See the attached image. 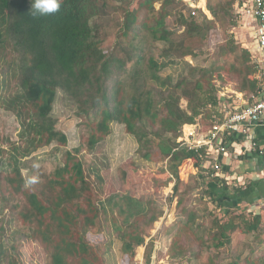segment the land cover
<instances>
[{
	"label": "trees",
	"instance_id": "obj_1",
	"mask_svg": "<svg viewBox=\"0 0 264 264\" xmlns=\"http://www.w3.org/2000/svg\"><path fill=\"white\" fill-rule=\"evenodd\" d=\"M160 1L63 0L59 12L36 18L30 11L31 0H0V63L7 66L5 74L16 64L22 91L18 99L8 96L2 104L22 120V144H10L15 162L53 143L67 146V136L56 130L51 117L59 89L78 105L88 129L80 148L65 152L63 165L51 174H36L39 179L34 185H27L23 168L16 163H11L12 169L6 173L0 170V205L8 210L9 223L18 219L24 227L11 232L15 242L11 249L16 256L18 241L29 240L41 247L46 264H104L101 250L90 243L88 234L104 232L100 204L120 194L103 198L101 171L97 170L93 179L79 154L82 149L91 153L103 143L112 134L113 122L124 125L127 134L135 138L141 158L167 163L165 172L176 181L170 201L177 197L181 208L185 204L180 188L186 168L202 172L207 163L205 149L196 152L182 147L184 127L200 123L202 132L209 131L213 119L222 117L220 90L230 82L237 81L235 91L245 94L250 103L257 96L258 71L253 55L232 35L217 49L210 67L191 68L188 77L176 82L160 75L167 66L157 57H198L201 52L197 50L212 32L220 28L228 32L236 0H208L206 10L213 19L203 10H197L196 16L185 6L183 12L178 11L177 3L182 0H162L157 9ZM109 38L114 43L105 48ZM142 41L165 46L159 52L151 47L147 57L138 46ZM8 51L14 52L17 60H10ZM124 75L132 79L131 88ZM3 153L0 148V157ZM122 176L124 180L125 173ZM226 185L207 195L227 219L213 222L207 231L197 226L199 217L193 210L182 208L186 222L179 225L171 256H191L199 264H223L224 250L236 233L252 235L264 244L263 216L255 213L256 206H240L247 191L229 190ZM147 205L146 212L136 214L117 232L121 252L130 264L136 250L146 246L162 215L152 203ZM153 248L151 241L146 247V264H150ZM205 253L208 261L202 260ZM0 264H7L1 255ZM229 264H264V253L255 259L237 254Z\"/></svg>",
	"mask_w": 264,
	"mask_h": 264
},
{
	"label": "rangeland",
	"instance_id": "obj_2",
	"mask_svg": "<svg viewBox=\"0 0 264 264\" xmlns=\"http://www.w3.org/2000/svg\"><path fill=\"white\" fill-rule=\"evenodd\" d=\"M125 1L131 2L133 0ZM175 1L179 2L178 0ZM237 1L243 5L250 0ZM161 2L162 0L157 4V9H159ZM181 2L177 3V10L183 12L185 4L183 0ZM235 12L234 6V12L230 13L232 20L234 17V22L228 32H224L221 28L212 32L209 35L210 38L203 42V47L197 50L201 52L198 57L185 59L157 57L158 62L167 66L160 75L171 77L176 82L188 77L191 68L210 67L215 62L217 49L231 35L241 48H245L246 45H255V37L250 30L251 26L247 14H240L239 18ZM173 22L174 18L170 20V25H173ZM113 43L114 39L109 38L105 43V48L110 47ZM138 46L144 50L147 57H150L151 47L159 52L165 44L157 43L154 45L152 41H142ZM8 53L11 54L10 60H17L14 52L8 51ZM15 65L8 74H5L3 71L7 66L4 61L2 64L0 63V148L4 149V153L0 157V170L4 173L12 169L11 163H16L10 149L11 142L22 144L20 141L23 128L21 126L22 120L14 112L4 109L2 105L8 96L11 99L17 98L22 92L19 86V72ZM123 79L131 88L132 79L128 75H124ZM236 83L237 81H233L221 88L220 95L222 94L228 100L225 94H230L228 92L232 90L235 91ZM19 103L21 106H25L23 109H27V104L20 100ZM182 106L186 108L187 103L183 101ZM51 117L55 121L56 130L67 136L68 144L66 147H62L53 143L49 147L37 150L29 158L18 159L16 164L23 168L26 181L28 177L35 176L40 172L47 175L54 172L63 165L65 152L78 150L88 137V129L83 125V119L79 116L78 105L70 100L63 90L59 89L57 92ZM111 127L112 134L93 152L90 153L82 149L79 154L93 179H95L96 171H101L105 180L103 198L113 193L120 194L111 201L100 204L103 212L104 232L88 234L90 243L101 250L99 253L104 264H130L129 258L124 257L121 252L122 243L117 238V232L122 231L136 214L146 212V206L149 207L147 203H152L162 215L150 232L146 246L136 250L133 264H146V247L151 241L154 242V248L158 246L156 264H199L191 256L174 258L171 256L170 249L179 225L186 222L182 208L193 210L199 217L197 226L199 225L207 231L211 229L213 222L227 219L223 210L218 208L207 195L208 191L217 188V181L214 180L216 176L206 172L210 165L205 164L206 169L202 172L191 167L186 168L182 177L184 183L180 188V193H183L185 197V204L180 208L177 206V197L170 201L174 194L173 189L176 181L172 179L169 173L165 172L167 163L147 162L141 158L138 152V143L134 137L127 134L124 125L113 122ZM183 130L186 134L191 132L186 126ZM121 172L126 175L124 180ZM164 184L167 186H163ZM254 211L257 212L256 214L261 212L258 208H254ZM10 220L8 210H3L0 205V255L3 261L7 264L10 261L15 263L20 261V264H46L42 249L35 241L19 240V255L13 254L11 246L15 242L12 240L11 232L17 229L24 230V227L18 219H13V222L9 223ZM262 234L264 235V223ZM224 253L223 264L232 262L233 257L237 254H241L242 258L255 259L264 253V244L260 243L259 238H254L252 235L243 237L236 233L233 235L232 244L224 250ZM208 257L209 254L205 253L202 260L208 261Z\"/></svg>",
	"mask_w": 264,
	"mask_h": 264
},
{
	"label": "crops",
	"instance_id": "obj_3",
	"mask_svg": "<svg viewBox=\"0 0 264 264\" xmlns=\"http://www.w3.org/2000/svg\"><path fill=\"white\" fill-rule=\"evenodd\" d=\"M207 2L208 0H202L200 2L199 10L206 11L209 18L213 19L209 10H206ZM238 2L239 1L236 0L234 5L235 8L240 4ZM246 47L251 51L254 57L257 55L258 44L256 39L255 45H246L245 48ZM228 93L230 94H225L227 95L228 100L225 98V100L223 99V102L232 108L236 106L245 108L246 104H251L250 98L243 93L233 90ZM221 104L219 112H222V117L217 119L223 120L225 117V111ZM250 137L257 143L256 150L250 149L248 138L236 135L227 140L226 148L228 154L218 153V148L209 151L207 153L206 165H210V170L208 169L206 172L208 174L211 173L212 176H216L214 180L218 182H216L217 187H224L228 184V186L231 187L229 190H232V188H238V191H241V188H243V192L247 191L248 196L241 202L240 206H242L243 209L250 205L251 207L256 206L260 209V213L264 218V116L259 125L251 129ZM260 152H263V154ZM220 178L222 181H219ZM239 182L242 184L240 185ZM217 189L218 188H216V190ZM226 202H230V200H226Z\"/></svg>",
	"mask_w": 264,
	"mask_h": 264
},
{
	"label": "built area",
	"instance_id": "obj_4",
	"mask_svg": "<svg viewBox=\"0 0 264 264\" xmlns=\"http://www.w3.org/2000/svg\"><path fill=\"white\" fill-rule=\"evenodd\" d=\"M201 1L183 0L186 9L191 11L194 16ZM237 13L238 15L247 14L251 26L250 30L258 44L257 55L255 57L253 55V61L258 71L259 88L257 96L251 104H246L245 108L239 106L232 108L224 104L222 108L225 111V117L223 120L215 119L213 127L206 133L201 132L199 125L190 126L191 132L189 134L183 133V137L180 139L182 147L188 150L199 152L206 149L208 153L218 148V153L228 154L227 140L236 135L248 138L250 149H257V143L251 139L250 132L252 128L259 125L264 116V0H250L242 8L237 6ZM220 97L222 101L225 98L223 95ZM260 153L263 154V152ZM255 213L257 212L255 211Z\"/></svg>",
	"mask_w": 264,
	"mask_h": 264
},
{
	"label": "clouds",
	"instance_id": "obj_5",
	"mask_svg": "<svg viewBox=\"0 0 264 264\" xmlns=\"http://www.w3.org/2000/svg\"><path fill=\"white\" fill-rule=\"evenodd\" d=\"M62 4H63V0H31L30 11H31L32 15L36 18L46 17V16H50V15H53V14L59 12L61 7H62ZM213 121H214V119H213ZM197 125H199L200 129H201V125L200 124H197ZM191 126H194V125H191ZM204 133H206V132H204ZM38 179L39 178L37 176H30V177H28L26 183L28 185H34L38 182Z\"/></svg>",
	"mask_w": 264,
	"mask_h": 264
},
{
	"label": "water",
	"instance_id": "obj_6",
	"mask_svg": "<svg viewBox=\"0 0 264 264\" xmlns=\"http://www.w3.org/2000/svg\"><path fill=\"white\" fill-rule=\"evenodd\" d=\"M157 250H158V246H155L153 252H152V255H151V261H150V264H156V255H157Z\"/></svg>",
	"mask_w": 264,
	"mask_h": 264
},
{
	"label": "bare ground",
	"instance_id": "obj_7",
	"mask_svg": "<svg viewBox=\"0 0 264 264\" xmlns=\"http://www.w3.org/2000/svg\"><path fill=\"white\" fill-rule=\"evenodd\" d=\"M196 2H198V1H196ZM245 3H246V2H245ZM245 3H244V4H245ZM201 6H203V5H201ZM199 9H200V8H199ZM199 9H198V10H199ZM196 14H197V12H196ZM191 15H192V13H191ZM192 16H194V15H192ZM195 16H196V15H195ZM239 17H240V16H239ZM247 49H248V48H247ZM224 104H226V103L222 101V104H221V105L223 106ZM226 105H227V104H226ZM187 128H189V130H190V127H189V126H188Z\"/></svg>",
	"mask_w": 264,
	"mask_h": 264
}]
</instances>
